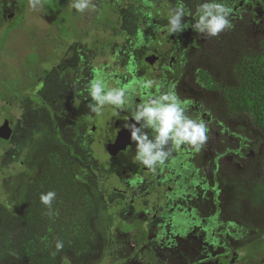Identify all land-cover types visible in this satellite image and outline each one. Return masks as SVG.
I'll list each match as a JSON object with an SVG mask.
<instances>
[{
  "label": "rangeland",
  "instance_id": "rangeland-1",
  "mask_svg": "<svg viewBox=\"0 0 264 264\" xmlns=\"http://www.w3.org/2000/svg\"><path fill=\"white\" fill-rule=\"evenodd\" d=\"M106 1L112 2L113 8L108 10L104 6L106 10L104 14H98L96 17L100 4ZM238 1L240 0H224L228 6L235 2V5H238ZM41 3L43 7L35 10L29 7V0H2L0 4V125L5 118L14 124L11 139L0 138V212L7 209L9 215L14 214L12 209L15 206L9 186L20 173L34 175L36 170L32 160L35 149L41 144L54 143L60 139L55 126L56 128L61 126L65 130L62 137L66 140L67 135L78 133V129L82 127L76 119L75 110L71 109L69 116L61 115L60 109L66 107V99L70 92L67 97L60 93L73 89L81 92L83 89L80 85L81 80L76 82L80 69L84 70L86 77L90 76L96 65L107 66L108 71L127 73L128 69L123 67L122 62L115 60L116 51L121 52L120 55L118 53L120 58L122 53L132 52L136 57L143 54L145 50L142 46L134 48L131 43L133 45L131 48L128 45L130 41L125 39L138 34L141 38H136L135 41H147L150 38L148 35L150 27L156 32L167 26L165 22H168V13L177 7L178 0H91V4L95 5L94 10L90 6L83 13L71 8L70 0H41ZM184 3L186 9L192 13H195L200 4L194 0H184ZM261 10L264 11V8ZM110 17L117 24L107 23ZM192 20V16H185L182 23ZM255 23H258V20ZM231 31L233 29L230 28L220 33L218 37H212V47L210 45L206 47L208 51H212V57L215 52L223 54L231 46L233 39ZM241 37L248 48L263 49L261 45L259 46L260 41H264L262 32L256 35L251 26H248ZM191 87L198 91L197 94L191 93L195 98L204 90L193 83ZM216 95L217 93H212L213 98ZM72 103L73 107L79 109L86 107L87 101L78 98L73 99ZM215 126L212 124V174L217 161L220 178L213 180L212 175V186L216 182V189L223 188L221 190L223 195L220 198L221 202H224L229 199L228 193L232 187L228 188L221 181V177L233 182L238 175L246 171L247 165L237 153L233 155L224 153L222 147L227 143V133L220 128L215 129ZM253 134L259 137L257 131ZM75 138L76 135H73L72 140ZM259 138L262 142L247 154V161H253L254 164L264 155V137ZM59 144L57 142L56 146ZM75 151L78 158L73 162L74 175L77 179L82 178L85 181L84 184L94 200L95 210L90 217L87 230L81 231L83 249L63 251L45 264H120L118 260L121 259L122 264H135L134 262L147 264L145 258L133 253L136 244L134 234L119 232L130 230L132 225L128 222L138 218L140 213L123 212L121 214L123 219L117 218L121 212H113L114 208L105 203L99 188L97 178L104 176L105 171L99 168V163L93 158L92 167L82 165L80 156L87 158L86 153L77 145ZM88 151L91 154L93 152L94 157L100 162L106 156L103 148L97 143L92 144ZM20 160L25 161V164H19ZM85 166L95 171L84 176L81 167ZM251 170L250 180L258 177L262 171L256 166ZM109 188L110 185H104L105 190ZM197 207L200 210L199 215L208 210L200 203ZM215 209L212 196V213H215ZM146 215L152 229L155 225L165 223L160 218L154 221L152 214ZM1 216L0 213V264H38L10 246L8 224L1 220ZM225 228L219 225L217 239L222 241L223 237H227L236 247L240 259L235 264H264V252L255 259L246 260V257L255 254L256 250L252 245L254 240L240 249L237 238L241 236H235V232L226 234L228 231ZM156 231L158 230L151 232L154 235ZM258 232L259 230L249 233L254 235ZM242 234L246 235L245 232ZM195 246L196 244H188L186 247H179L178 250L184 255L189 251L191 255L196 253ZM224 249L219 244L216 251ZM157 264L165 263L159 261Z\"/></svg>",
  "mask_w": 264,
  "mask_h": 264
},
{
  "label": "flooded vegetation",
  "instance_id": "flooded-vegetation-1",
  "mask_svg": "<svg viewBox=\"0 0 264 264\" xmlns=\"http://www.w3.org/2000/svg\"><path fill=\"white\" fill-rule=\"evenodd\" d=\"M194 1L197 2V0ZM235 3L230 5L232 13L229 19L233 25L232 32L239 28H243L244 32L248 26H251L256 35H259L260 32L264 34V20H262L264 11L261 10L264 8L263 0H240L237 2L238 5ZM235 6L238 8L236 7V9ZM99 13L100 11L97 12L96 17ZM256 20L258 23H255ZM101 21L103 20L101 19ZM193 22V20L188 22L189 27L183 31L172 34H168L166 26L156 32L150 27L148 31L150 38L147 41H135L136 38H141L138 34L135 37L128 36L125 40L130 41L129 47L142 46L145 50L144 53H141L139 57H136L132 52L122 53L120 58L121 52L116 51L114 58L122 62L126 69L130 62L133 63L135 67L132 73L126 71L127 73L121 74L115 70L108 71L107 66L96 65L91 70L90 76L86 77L84 70L80 69L76 82L80 79L83 89L81 92L73 89L60 93L67 97L70 92V96L66 99V107L61 108L60 111L61 115L69 116V111L75 110L76 119L82 127L78 129V133H73L72 136L66 134L68 136V140H66L62 137V132L65 130L61 126H57V128L55 126V131L58 132L60 138L57 139V142L60 144L56 146L57 142H48L35 149L32 160L36 170L34 175L20 173L9 186L13 202L14 190L18 192L31 190L32 198H39V193L48 190H66L69 186V176H72L77 183L88 190L84 184L85 181L82 178L77 179L73 172L74 159L78 158L75 151L77 145L86 153L87 158L80 156L82 165L92 167L93 158L99 163V168L105 171L104 176L97 178L99 188L105 203L114 208L113 212H121L117 218L123 219L121 218L123 212L140 213L138 218L128 222L132 225L130 230L119 232L134 234L136 244L133 253L145 258L147 264H157L159 261H163L165 264L166 262L167 264L237 263L240 253L238 255L236 247L229 242V238L223 237L222 241L217 239V228L219 225L224 226L228 231L226 234L235 232V236L240 235L241 237L237 238L240 249L253 240L252 236L254 235L249 232L258 231V229L249 227L248 224L242 222L239 212L230 208L234 205L235 200L233 190L228 193L229 199L221 202L223 188L216 189V182L212 186V175L213 180L220 178L217 161L212 174V82L206 78V73H212V51H208L206 48L209 45L212 47V37L205 38L203 34L196 32L191 27ZM165 23L167 24V22ZM238 26L239 28H237ZM101 68L105 73L110 74V86H117V81L120 84H128L134 80L152 79L156 84L150 92L156 95L157 88L160 91H167L170 85L175 84V91L180 99L193 102L189 105L188 114L192 118L203 119L208 125V139L201 150L196 152L187 145L181 146L179 150H172L164 165L158 166L155 172L135 161L136 147L130 139V131L124 128L125 118L130 115V110H134V105H129L125 110H118V115L112 114L113 106H105L103 114L100 116L91 113L87 107L90 99L86 90L87 85L94 78V69ZM192 83L204 89L199 93L201 95L198 98L191 94L198 93L191 87ZM78 98L87 101L86 107L79 109L73 107V99ZM134 99L139 102L140 96L137 95ZM9 122L13 134L14 124L10 120ZM127 122L133 123L134 121L129 119ZM73 135H76L74 140H72ZM117 138L119 139L116 146L111 147L110 145L115 143ZM95 143L100 144L106 154L101 162L94 157L93 152L91 154L88 151L89 147L91 148V145ZM206 152L208 153L206 154ZM242 161L247 166L250 165L247 160L242 159ZM23 163L25 164V161H19V164ZM86 166L81 167L84 176L95 171L87 169ZM221 181L224 183L222 177ZM104 185H110V188L105 190ZM225 185L230 188L229 185ZM63 194L64 192L58 194V199L53 201L54 212H61L60 207H63L64 196L69 198L67 194ZM212 196L216 205L215 213H212ZM199 203L208 208L207 211L201 212V215L198 214L200 213L197 207ZM12 211L14 213L12 215L8 214L7 209L0 212L1 220L8 224L10 243V224L14 223V216L18 215L16 212L19 214L22 212L19 203L13 206ZM43 211L48 212V209ZM186 213L189 214L186 215ZM146 214H152L154 221L160 218L165 223L155 225V228L152 229L148 224L149 220ZM17 221L20 226L25 224V219L20 218ZM152 230L158 231L153 235ZM242 232H245L246 235H243ZM188 244H196L195 254L190 255L191 252L188 251L184 255L179 252V247H186ZM219 244L225 249L217 252L216 248ZM25 245L26 243H22L21 247H13L10 244L12 248L20 249L21 252L26 249ZM176 249L178 252L175 251ZM20 251L19 254H21ZM118 261L122 264V259Z\"/></svg>",
  "mask_w": 264,
  "mask_h": 264
},
{
  "label": "trees",
  "instance_id": "trees-1",
  "mask_svg": "<svg viewBox=\"0 0 264 264\" xmlns=\"http://www.w3.org/2000/svg\"><path fill=\"white\" fill-rule=\"evenodd\" d=\"M104 6L111 10L113 3L102 2L99 14L106 11ZM106 22L117 24L111 17ZM231 33V46L223 54L214 53L212 73H206V78L212 82V93H217L215 98L212 97V124L216 125L215 129L220 128L227 133V143L222 147L224 153L233 155L237 152L238 157L248 160L247 154L262 142L259 137H264V42L259 44L262 50L248 48L241 37L243 28ZM254 131L259 137L253 134ZM257 161L256 165L250 161L246 171L233 182L223 177L224 184L232 187L235 196L234 205L230 208L239 212L242 222L259 230L258 234L252 236L256 251L253 256L246 257L248 261L264 252V155ZM255 166L262 171L258 177L250 180L251 169ZM68 178V188L56 193L60 195L64 192L63 195L67 194L69 198L63 197L61 212H54L53 215L43 211L47 209L46 206L39 198H32L31 190H14V203H19L22 212H16L18 215L10 224L11 244L21 247L22 243H26L24 252L20 249L17 251L33 261L46 263L63 251L83 249L81 231L87 230L95 203L85 187L72 176ZM20 218L25 219L23 226L17 221ZM57 240L64 243V248L59 252L55 249Z\"/></svg>",
  "mask_w": 264,
  "mask_h": 264
},
{
  "label": "clouds",
  "instance_id": "clouds-1",
  "mask_svg": "<svg viewBox=\"0 0 264 264\" xmlns=\"http://www.w3.org/2000/svg\"><path fill=\"white\" fill-rule=\"evenodd\" d=\"M90 6L91 0H70V7L83 13ZM32 9L42 8L41 0H29ZM232 8L224 0H202L195 13L186 9L184 0H178L177 7L170 10L167 22L168 34L178 33L189 27L187 22L182 23V18L192 16L191 27L205 38L218 37L220 33L233 27L229 19ZM151 15V13H149ZM195 45V42H193ZM134 64L130 62L128 72L132 73ZM110 74L103 69H94V78L87 85L89 102L87 107L97 116L103 114L105 106H113V115H118V110L128 109L130 115L125 118L124 128L130 131V139L134 142L135 161L156 171L158 166H163L171 155L172 150H179L181 146H191L199 152L208 139L207 123L188 114L192 101H182L175 91V84L169 86L167 91L151 94L150 90L156 82L152 79L134 80L128 84L117 86L109 85ZM140 96L139 102L134 97ZM131 119L133 123L127 121ZM55 190H48L39 195L40 202L48 209V214L53 215V201L56 200ZM64 248L61 240L55 242L57 252Z\"/></svg>",
  "mask_w": 264,
  "mask_h": 264
},
{
  "label": "water",
  "instance_id": "water-1",
  "mask_svg": "<svg viewBox=\"0 0 264 264\" xmlns=\"http://www.w3.org/2000/svg\"><path fill=\"white\" fill-rule=\"evenodd\" d=\"M11 17V15H9ZM12 135V127L10 126V122L8 119H5L4 122L0 125V138L9 139ZM118 139L115 143L111 144L110 146H116Z\"/></svg>",
  "mask_w": 264,
  "mask_h": 264
}]
</instances>
